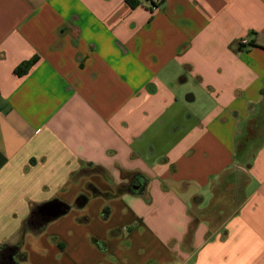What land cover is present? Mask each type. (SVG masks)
I'll return each mask as SVG.
<instances>
[{
	"label": "crops",
	"instance_id": "0c3cea01",
	"mask_svg": "<svg viewBox=\"0 0 264 264\" xmlns=\"http://www.w3.org/2000/svg\"><path fill=\"white\" fill-rule=\"evenodd\" d=\"M3 244V264H264V0H0Z\"/></svg>",
	"mask_w": 264,
	"mask_h": 264
},
{
	"label": "trees",
	"instance_id": "16d2710c",
	"mask_svg": "<svg viewBox=\"0 0 264 264\" xmlns=\"http://www.w3.org/2000/svg\"><path fill=\"white\" fill-rule=\"evenodd\" d=\"M160 1H163V0H160ZM34 63H35V59H31L29 61H26V62L22 63V65H20L16 71L20 74L26 73L32 67V65ZM93 191H94V193H97V194L100 193V191L95 187H93ZM84 202L82 200V196H80L77 199L76 205H81ZM64 209L67 211L69 209V205L64 203ZM46 222H47V220L46 219L43 220L42 216L39 214L38 205H36L32 208L30 216L28 217V219L25 220L24 228L26 230L39 232L44 228ZM20 246H21L20 243L15 245L13 248L16 251H14V252H16V254L19 256L20 259H25L26 253L20 252V250H19ZM9 249L10 248L6 244H3L0 246V264H3V257L6 255V253L8 252Z\"/></svg>",
	"mask_w": 264,
	"mask_h": 264
},
{
	"label": "water",
	"instance_id": "95a60500",
	"mask_svg": "<svg viewBox=\"0 0 264 264\" xmlns=\"http://www.w3.org/2000/svg\"><path fill=\"white\" fill-rule=\"evenodd\" d=\"M135 188H138V186L135 185ZM38 212L48 221L61 216L66 212V210L64 209L63 202L58 199H52L39 205Z\"/></svg>",
	"mask_w": 264,
	"mask_h": 264
},
{
	"label": "flooded vegetation",
	"instance_id": "af4514ba",
	"mask_svg": "<svg viewBox=\"0 0 264 264\" xmlns=\"http://www.w3.org/2000/svg\"><path fill=\"white\" fill-rule=\"evenodd\" d=\"M42 219L44 220V219H45V217H43V216H42Z\"/></svg>",
	"mask_w": 264,
	"mask_h": 264
},
{
	"label": "built area",
	"instance_id": "2783aa9c",
	"mask_svg": "<svg viewBox=\"0 0 264 264\" xmlns=\"http://www.w3.org/2000/svg\"><path fill=\"white\" fill-rule=\"evenodd\" d=\"M242 42H246V40H243Z\"/></svg>",
	"mask_w": 264,
	"mask_h": 264
}]
</instances>
